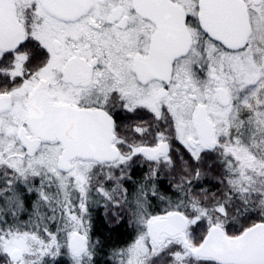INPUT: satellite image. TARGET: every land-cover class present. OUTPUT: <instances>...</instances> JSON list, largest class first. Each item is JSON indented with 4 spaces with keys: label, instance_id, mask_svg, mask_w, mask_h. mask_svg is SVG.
<instances>
[{
    "label": "snow or ice",
    "instance_id": "6c2138e0",
    "mask_svg": "<svg viewBox=\"0 0 264 264\" xmlns=\"http://www.w3.org/2000/svg\"><path fill=\"white\" fill-rule=\"evenodd\" d=\"M0 264H264V0H0Z\"/></svg>",
    "mask_w": 264,
    "mask_h": 264
}]
</instances>
